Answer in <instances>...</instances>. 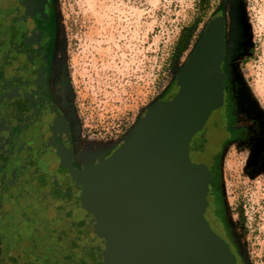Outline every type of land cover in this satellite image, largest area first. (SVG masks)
Masks as SVG:
<instances>
[{
    "label": "water",
    "instance_id": "obj_1",
    "mask_svg": "<svg viewBox=\"0 0 264 264\" xmlns=\"http://www.w3.org/2000/svg\"><path fill=\"white\" fill-rule=\"evenodd\" d=\"M31 1L49 18L51 0ZM226 31L216 12L176 77L178 93L84 170L52 99L19 93L0 129L2 264H240L182 173L190 140L223 98L210 81Z\"/></svg>",
    "mask_w": 264,
    "mask_h": 264
},
{
    "label": "rangeland",
    "instance_id": "obj_2",
    "mask_svg": "<svg viewBox=\"0 0 264 264\" xmlns=\"http://www.w3.org/2000/svg\"><path fill=\"white\" fill-rule=\"evenodd\" d=\"M52 3L54 67L69 80L68 97L60 104L78 165L89 167L113 154L150 106L178 93L176 77L219 11L227 21L226 54L210 84L225 93L229 83L240 126L251 115L264 118V0ZM240 97L253 114L240 107ZM215 115L216 110L206 126ZM254 142L226 141L222 152L224 207L243 264H264V149L256 150ZM189 164L182 167L185 178ZM200 202L209 210L206 194ZM5 252L0 236V264Z\"/></svg>",
    "mask_w": 264,
    "mask_h": 264
},
{
    "label": "flooded vegetation",
    "instance_id": "obj_3",
    "mask_svg": "<svg viewBox=\"0 0 264 264\" xmlns=\"http://www.w3.org/2000/svg\"><path fill=\"white\" fill-rule=\"evenodd\" d=\"M49 15L47 19L41 18L31 0H0V129L17 114L16 99L20 92L31 94L37 90L45 91L62 114L74 151V167L84 170L87 167L78 165L74 141L60 104L65 103L70 89L65 71H57L54 67L56 21L52 0ZM223 95L215 118L207 126L206 123V127L190 140L188 162L191 165L187 169V180L193 185L199 200L206 194L209 210L203 209L207 218L213 228L230 244L238 262L243 264L224 207L222 152L225 142L231 140H255L256 150L264 149V118L251 115L249 122L240 126L237 101L234 100L228 82ZM241 97L238 100L240 107L253 114V106Z\"/></svg>",
    "mask_w": 264,
    "mask_h": 264
},
{
    "label": "trees",
    "instance_id": "obj_4",
    "mask_svg": "<svg viewBox=\"0 0 264 264\" xmlns=\"http://www.w3.org/2000/svg\"><path fill=\"white\" fill-rule=\"evenodd\" d=\"M173 98V97H172ZM171 99V98H170Z\"/></svg>",
    "mask_w": 264,
    "mask_h": 264
}]
</instances>
